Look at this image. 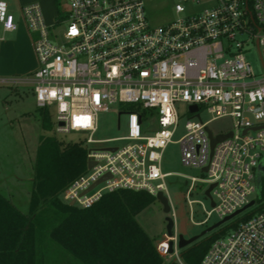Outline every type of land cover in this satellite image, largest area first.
Wrapping results in <instances>:
<instances>
[{
  "label": "built area",
  "instance_id": "1",
  "mask_svg": "<svg viewBox=\"0 0 264 264\" xmlns=\"http://www.w3.org/2000/svg\"><path fill=\"white\" fill-rule=\"evenodd\" d=\"M68 4L59 25L47 23L39 3L22 8L27 29L38 35L37 67L25 76L0 75V87L31 85L39 108L55 107L58 132L88 135L87 165L94 164L62 190V200L90 208L119 189L167 194V179L177 173L163 171L162 163L178 129L177 104L183 102L197 105L198 110L190 109L186 132L178 140L181 162L207 175H184L191 222L205 223L214 212L226 217L252 200L255 205L260 195L257 170L264 157V0H181L174 5L177 17L156 26L149 20L145 0H68ZM0 29V40L18 29L6 0H0ZM251 42L263 73L257 74L247 57ZM114 103L137 105L119 113V127L121 114L127 113L125 133L95 138L99 114L110 111ZM203 105L212 119L232 116L235 121L232 135L213 149L211 120L201 117ZM146 114L157 125L151 134L142 130ZM111 142L119 143L102 145ZM198 182L215 183L211 209L192 198ZM252 194L257 196L250 199ZM262 199L256 213L212 242L199 264H264ZM198 202L206 213L202 221L195 220ZM171 212L173 234L165 232L157 250L168 262L186 264L173 204Z\"/></svg>",
  "mask_w": 264,
  "mask_h": 264
},
{
  "label": "rangeland",
  "instance_id": "2",
  "mask_svg": "<svg viewBox=\"0 0 264 264\" xmlns=\"http://www.w3.org/2000/svg\"><path fill=\"white\" fill-rule=\"evenodd\" d=\"M57 1L59 14L56 18L54 17L47 22H55L57 23L56 25H59L58 20L63 19L67 15L69 4L68 0ZM179 1L181 0H145L146 11L151 24L156 26L174 20L177 17L174 5ZM10 10L18 19L20 10L16 7L10 8ZM2 34L3 32L0 29V35ZM4 36L7 40L17 39V35L14 33H5ZM34 36L37 37V33H34ZM20 42L18 43L20 53L15 57V61L18 64L21 63L31 68L29 72L20 74V76H25L31 74L32 69L36 67L38 62L31 36H27L25 41L22 39ZM250 44L251 49L247 51V57L251 61L257 74L263 73V66L257 47L253 42ZM0 75L13 76L12 74L9 75L4 72ZM136 106V104L132 103H114L111 105L110 111L101 112L99 114V128L94 134V137L107 139L123 135L127 128V113H122L120 116L121 127H119V113L120 111L134 109ZM177 107L179 111V125L173 136V142L165 150L162 168L163 171L177 173L167 179V194L176 212L177 228L180 233L183 232L185 237L189 238L201 234L204 230L220 222L224 217H220L218 213L214 212L205 223L194 224L190 220L189 207L185 199V190L188 183H186L187 178L184 175L196 176L198 178H204L207 175L201 169L185 166L181 162V148L178 140L186 132L185 124L192 113L187 103L180 102L177 104ZM42 109H48L49 112L43 113L44 111ZM200 111L204 121L211 120L209 127L215 134L227 132L235 128V121L232 116L212 119L213 115L208 112L204 105ZM43 114L47 115V119L45 120L46 125H48L47 128L42 126L41 117ZM156 129L157 125L155 120L146 114L142 123L143 132L151 134ZM42 135H51L65 143H85L86 137L88 136L83 132H58L55 107H52V109L39 108L31 85L21 84L15 88L0 87V174H2V181L7 180L6 183H8V185L5 182L0 185V192L8 196L12 202L28 215L31 212L34 164ZM118 143L111 142L102 145H115ZM89 146H87L88 149ZM208 186L207 183L198 182L193 191L192 198L202 201L208 209H211L212 205L210 200L205 195V190ZM256 196L257 194H252L250 199H254ZM260 202L261 199L252 207L206 233L196 242L207 240L212 236L215 239L228 236L244 221L245 217L258 211ZM194 209L196 221H202L206 218V213L203 211V205L200 202L194 204ZM45 210L48 212H46L47 214L44 216L43 221H50L52 224L56 223L60 215L49 208ZM168 215L172 216V212L169 214L165 213L162 204L156 198L151 205L137 215V219L152 236L155 243H158L163 238L164 233L167 232L166 217ZM186 248L180 249V253ZM38 264L81 263L57 246L52 240L44 237L41 244L38 245Z\"/></svg>",
  "mask_w": 264,
  "mask_h": 264
},
{
  "label": "trees",
  "instance_id": "3",
  "mask_svg": "<svg viewBox=\"0 0 264 264\" xmlns=\"http://www.w3.org/2000/svg\"><path fill=\"white\" fill-rule=\"evenodd\" d=\"M41 118L42 126L47 128V115ZM87 155L83 142L65 143L51 135L41 136L30 214L0 192V264H38V245L44 237L81 264H180L165 260L137 219L156 200L148 191L108 192L90 208L62 200V190L87 171ZM263 197L264 177L258 200ZM47 208L60 215L56 223L43 221ZM214 240L212 236L188 246L181 253L183 261L199 264Z\"/></svg>",
  "mask_w": 264,
  "mask_h": 264
},
{
  "label": "crops",
  "instance_id": "4",
  "mask_svg": "<svg viewBox=\"0 0 264 264\" xmlns=\"http://www.w3.org/2000/svg\"><path fill=\"white\" fill-rule=\"evenodd\" d=\"M9 3L10 8H18L20 10V16L17 19L18 20V29L14 32H6L10 34H16L17 39L16 40H7L4 36V40H0V74L8 73L9 75H16V74H23L26 72H29L31 68L29 66H24V64L16 63L15 57L18 53H20L19 45L18 43H21L20 41L23 39L25 41L27 36H31L32 43H34L35 36L32 34L28 29L27 26L22 18V8L25 5L31 4V3H39L42 7L44 16L46 21L56 18L59 14V8L57 0H6ZM48 23V22H47ZM51 24V23H49ZM29 33V34H27ZM5 35V34H4ZM14 62V63H11ZM37 67V65H36ZM36 67H34L32 70H34ZM2 174H0V185L4 182L2 181ZM5 176V175H4ZM32 177V175H31ZM2 190V189H1ZM32 191V190H31ZM8 197V196H7ZM9 198V197H8ZM183 233V232H182Z\"/></svg>",
  "mask_w": 264,
  "mask_h": 264
},
{
  "label": "water",
  "instance_id": "5",
  "mask_svg": "<svg viewBox=\"0 0 264 264\" xmlns=\"http://www.w3.org/2000/svg\"><path fill=\"white\" fill-rule=\"evenodd\" d=\"M191 111H196L198 110V106L197 105H191L190 106ZM199 116V115H198ZM208 132L211 138V143H212V149L214 148V146L216 145L217 142L224 140L225 138L229 137L232 135V132L230 131L229 133L226 134H218L216 136H214L213 131L210 129V127H208ZM110 150H114L115 148H109ZM94 162L93 161H89L88 162V168H91L93 166ZM207 169V167L205 168V170ZM258 195L261 193V183H262V178L264 176V158L261 161L260 165L258 166ZM215 183L211 184L205 191V195L210 199L211 204L214 205L215 201L213 199L212 196V189L214 188ZM156 198L160 201V203L163 206V210L165 213L169 214L171 213V203H170V198L169 196L164 193L163 191H160L157 195ZM255 203V200H252L250 203H248L247 205H245L243 208L237 210L236 212H234L231 215H228L226 217H224L220 222H218L217 224L209 227L208 229L204 230L201 234L199 235H195L192 237H185L184 233H180L179 234V248L183 249L186 248L188 246H190L191 244H193L194 242H196L198 239H200L203 235H205L206 233L212 231L214 228H216L217 226H219L220 224L232 219L233 217H235L236 215L240 214L241 212H243L245 209L249 208L250 206H252ZM70 205H74V203H70ZM167 220V233L168 235H172L173 234V229L175 226V220L171 215H168L166 217ZM174 250V242L170 241V252H173Z\"/></svg>",
  "mask_w": 264,
  "mask_h": 264
},
{
  "label": "flooded vegetation",
  "instance_id": "6",
  "mask_svg": "<svg viewBox=\"0 0 264 264\" xmlns=\"http://www.w3.org/2000/svg\"><path fill=\"white\" fill-rule=\"evenodd\" d=\"M186 183H187V181H186Z\"/></svg>",
  "mask_w": 264,
  "mask_h": 264
}]
</instances>
